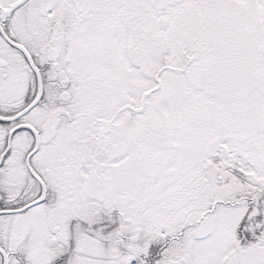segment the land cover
<instances>
[{"label": "snow or ice", "instance_id": "6c2138e0", "mask_svg": "<svg viewBox=\"0 0 264 264\" xmlns=\"http://www.w3.org/2000/svg\"><path fill=\"white\" fill-rule=\"evenodd\" d=\"M0 264H264V0H0Z\"/></svg>", "mask_w": 264, "mask_h": 264}]
</instances>
